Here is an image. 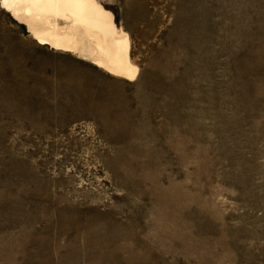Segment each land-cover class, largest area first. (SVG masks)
I'll return each mask as SVG.
<instances>
[{
	"label": "rangeland",
	"instance_id": "1",
	"mask_svg": "<svg viewBox=\"0 0 264 264\" xmlns=\"http://www.w3.org/2000/svg\"><path fill=\"white\" fill-rule=\"evenodd\" d=\"M133 81L0 1V264H264V0H97Z\"/></svg>",
	"mask_w": 264,
	"mask_h": 264
},
{
	"label": "bare ground",
	"instance_id": "2",
	"mask_svg": "<svg viewBox=\"0 0 264 264\" xmlns=\"http://www.w3.org/2000/svg\"><path fill=\"white\" fill-rule=\"evenodd\" d=\"M13 17L23 20L39 45L66 52L82 51L92 63L127 81L138 67L129 56L127 33L97 0H0Z\"/></svg>",
	"mask_w": 264,
	"mask_h": 264
}]
</instances>
